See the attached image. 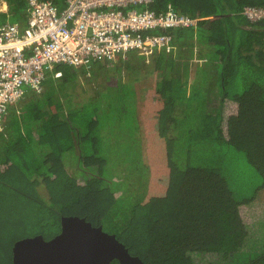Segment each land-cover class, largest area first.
Instances as JSON below:
<instances>
[{
    "label": "trees",
    "instance_id": "16d2710c",
    "mask_svg": "<svg viewBox=\"0 0 264 264\" xmlns=\"http://www.w3.org/2000/svg\"><path fill=\"white\" fill-rule=\"evenodd\" d=\"M43 1L66 6V0ZM7 2L9 11L0 15V23L25 24L26 0ZM169 6L199 19L198 28L170 32L174 48L157 50L149 60L156 66L155 81L145 79L134 93L127 87L125 96L119 84L116 99H107L117 103L114 122L138 134L139 149L132 152L136 164L129 166L127 178L136 176L144 194L135 192L140 200L126 204L120 214L125 188L109 181L122 177L120 170H112L111 159L93 149L107 96L95 93L80 106L76 98L87 90L82 91L86 81L75 84L76 68L56 66L42 91H29L22 99L27 102L11 108L2 121L0 264H14L15 236L7 250L3 236L28 222L4 189L22 193L16 183L44 187L56 202L51 216L45 205L31 208L30 223L41 226L46 240L60 234L63 217L77 216L116 234L145 264H196L194 256L206 254L217 257L210 264H264V243L245 250L252 228L264 235V20L252 23L244 15L246 7L264 8V0H155L151 9ZM135 53L145 66V57L130 52L128 60L118 56L115 68L122 71ZM185 57L189 60L181 62ZM189 61L203 64L196 63L193 74ZM177 65L184 79L164 76L165 66L174 70ZM204 71L209 80L202 79ZM56 80L63 82L60 91ZM69 90L74 97L66 106L61 95ZM65 153L78 159L74 174L63 162ZM55 225L59 231L48 235Z\"/></svg>",
    "mask_w": 264,
    "mask_h": 264
},
{
    "label": "built area",
    "instance_id": "2783aa9c",
    "mask_svg": "<svg viewBox=\"0 0 264 264\" xmlns=\"http://www.w3.org/2000/svg\"><path fill=\"white\" fill-rule=\"evenodd\" d=\"M154 2L67 0L60 9L50 1L26 0L25 24L0 23V132L11 107L29 91L40 93L56 66L89 71L103 60H128L130 52L149 62L157 50L174 48L171 31L198 28L199 19L172 6L153 10ZM8 11L7 0H0V15ZM244 15L260 22L264 8L246 7Z\"/></svg>",
    "mask_w": 264,
    "mask_h": 264
},
{
    "label": "rangeland",
    "instance_id": "374dc122",
    "mask_svg": "<svg viewBox=\"0 0 264 264\" xmlns=\"http://www.w3.org/2000/svg\"><path fill=\"white\" fill-rule=\"evenodd\" d=\"M115 66L116 65L114 62V64L109 66V67L103 66L102 64H98L95 68H92L89 71L86 70L85 68H76L75 69L76 74L74 76L75 77L74 82L76 84V83L86 79L88 76H90V73L92 74L93 79L103 78V81L108 80L111 82V78H110L111 73L117 74V68H115ZM82 69H84L86 71H84ZM118 74L120 75V71L118 72ZM214 74H215V72L213 73V75ZM88 78H90V77H88ZM56 82L58 84L57 87L60 91L62 89L61 83H63V82H62V80L56 81ZM88 84L90 85L91 81H89ZM118 84H123L122 89H121L122 91L120 94H123L125 96V91H128L127 86H125V83L120 78H118L117 85ZM204 87L206 88L207 86L204 84ZM132 93H134V91ZM89 105L92 106V104H90V103H89ZM102 113H103V115L102 116L100 115L101 119H102V117L106 116V119L103 120V122L101 123V125L104 128L109 127L110 124H112V122H114V119L116 118V116L119 115L118 111L113 110L112 107H109L108 110L103 111ZM129 122H130V119H129ZM137 136H138V134L134 133V129L131 128V126H130L128 131H125V138L124 139L122 138L123 136L117 137L115 139H113V137L110 136L108 138L109 144H106V143L102 144L101 142H98L95 145V148H93V149H96L97 151H101V150L109 151L110 155L113 156V158H114V161L110 162V165L113 166V168H114L112 170H120L121 171L122 178H120V177H117V178H119V183H122L125 190L123 191V196L121 198V199H123V203L121 206L122 209H121L120 214H123V212L125 213V206H127L126 204H132L133 202L140 200V197L138 198V196L136 197V195L134 194L135 192H136V194H140V193L144 194V189L141 188V184L139 181H137L138 178L136 176L127 178V176L132 173V171L129 170V166L130 165L134 166L136 164V162L134 161V157H133L134 154H132V152L135 149H139V141H137ZM143 141L144 140H142V142ZM143 146H145V143ZM173 151L176 152V150H173ZM142 154L144 155L143 151H141V156H142ZM116 159L120 162H123L121 164L122 166L119 169H118L119 163ZM71 160H72V158H71ZM76 160L78 162L77 158H76ZM67 161L72 162V161H69L66 159V164H67ZM72 163H74V162H72ZM140 164L141 163L139 162V165ZM74 168H75V166H74ZM111 182L112 181H110V183ZM25 185H26V186H24L25 188H22L17 183L15 185L18 189L23 190L22 193L15 192L16 190H11L12 188L10 189V187L4 188L6 191H8L7 194H11L13 196L11 201L14 200L13 203L16 205H19L21 207L19 209L23 212V215H26L25 217L28 220V222L23 224L16 232H14L8 236H6V235L3 236L4 237L3 243H4V246L6 247L5 248L6 250L8 249V246L12 242V238L14 236H15V238L13 239V241L15 240L16 241L15 243H17L20 240L33 238L35 236H39L40 234H43V233H41V226H38V225L35 226V225H32L30 223V221H32V217H31L32 214L30 213L31 208L38 207L41 205H45L46 206L45 208H47L45 210L47 216H51L50 214L53 213V210H56V207H53V205H55L56 202L51 199V195L50 196L47 195L48 192L46 190H44L45 189L44 187L42 188L41 186H33L31 183L25 184ZM49 187L51 189H53V186L50 185ZM17 188H15V189H17ZM26 193L30 197H32V199L35 198L36 201L28 198ZM15 196H20L21 198H16ZM8 200H10V199H8ZM39 203L41 205H39ZM50 205H52V206H50ZM58 229H59L58 225H55V226L51 227V229H49V230H53V231L49 232L47 234L48 235L54 234V233L59 231ZM249 236L250 237H249V240L247 242V247L245 248V250L248 252H250L254 249H259L262 246V244L264 243L263 231H260L258 227L252 228L250 230ZM45 238H49V236H46ZM15 243H14V245H15ZM12 250H13V248H12ZM194 259L196 261V264H208V263L210 264V263H215L217 261L216 256L208 255V254H206V255H195Z\"/></svg>",
    "mask_w": 264,
    "mask_h": 264
},
{
    "label": "water",
    "instance_id": "95a60500",
    "mask_svg": "<svg viewBox=\"0 0 264 264\" xmlns=\"http://www.w3.org/2000/svg\"><path fill=\"white\" fill-rule=\"evenodd\" d=\"M145 264L130 254L116 234L77 216L63 217L61 232L51 240L43 235L23 239L13 247L14 264Z\"/></svg>",
    "mask_w": 264,
    "mask_h": 264
},
{
    "label": "crops",
    "instance_id": "0c3cea01",
    "mask_svg": "<svg viewBox=\"0 0 264 264\" xmlns=\"http://www.w3.org/2000/svg\"><path fill=\"white\" fill-rule=\"evenodd\" d=\"M187 51H189V50H187ZM187 51L185 50L186 53H188ZM195 53H197V50H195L194 56H195ZM190 54H191V51H190ZM134 55L137 56L136 53ZM134 55L132 56L130 62H128V64H125V67H123L124 69L122 71H120V75L118 74L119 70H117V74L111 73V75H110L111 82L108 80L103 81V78L93 79L92 74L90 73V76H88L90 78L87 77L86 79H84V82L86 81V85H84V88H82V91H84V89H86V88H87V90L84 93L78 94L79 99L76 98V101H79L80 106L82 105V107H83V104L86 103L88 100H90L89 99L90 97H87V96H90V95L96 96V95H94L95 93H101L102 92V93H104V95L107 96V98H105V100H104V102L106 101V103H107V108L112 107L114 110V105H117V103H113V102H110L108 100H109V97L111 99H116V94L119 93V92L116 93L117 86L119 85V84L117 85V82H116L118 77H120V79L125 83V86H127L128 88H131L132 91L134 90V92H135L136 87L138 85L142 84L140 82H145V79L148 81L153 79L155 81L156 76H157L156 66H149L150 62H148L146 60V57H145L146 65L143 66V65H141V62H140L141 59H139L138 56L136 57ZM141 57H144V56H141ZM187 59H188V57H185V58L181 59V62H187L186 61ZM119 60H120L119 57L116 58L114 61L115 64H118L120 62ZM177 60L179 62V59H177ZM100 62L105 64V66L107 64L106 63L107 61L105 62L104 60L100 61ZM100 62H97L96 64H94V66L98 65V63H100ZM189 62L191 64L190 70L192 69L193 74L195 72V67L198 66L195 64L196 63L199 65L203 64L202 63L203 61L201 63L200 62H193V61H189ZM113 64L114 63H110V65H113ZM179 65H180V63H179ZM74 68H76V67H74ZM172 68L165 66L164 69H165V71H167V73H164V76L167 74L166 77H168V78H172L174 76V77H178L180 79H184L183 70H180L178 65L175 67L174 70ZM157 69H158V67H157ZM213 69H215L214 72H216L215 66L213 67ZM82 70H84V69H82ZM84 71H86V70H84ZM209 73L212 74L211 69L209 70ZM201 77H202V79H205L207 77V72L204 71L202 73ZM206 79L209 80V74H208V78H206ZM56 81H58V80H56ZM89 81H91L90 85L88 84ZM114 82H116V83H114ZM63 88H65V87H63ZM143 89H145V88L143 87ZM207 89H208V87H207ZM79 90H81V87L79 88ZM70 94H71V91L69 90L66 92L64 98L61 95L66 106H69L67 104L70 103V98L74 97L73 95H70ZM117 99H119V98H117ZM26 102H27V99L24 101L21 100L19 103L12 106L11 108H15V109L19 110L21 104L23 105ZM66 110L67 109H65V113L67 114ZM18 114L19 115L21 114V110L18 111ZM101 115H103V113ZM8 116H9V114H8ZM8 116H7V118H8ZM105 119H106V116L102 117V120H105ZM110 136L113 137V139L120 137V136H123L122 138L124 139L125 138V123L112 122V124H110L109 127L104 128L103 126H101V128L97 131V134L95 137L98 139V142H101L102 144H104V143L109 144L108 138ZM33 137L35 138V140L38 139V135L36 133H33ZM98 152H99L100 157H104L107 159L110 158L111 161H114V158H113V156L110 155L109 151L101 150ZM71 158H72V160H71ZM66 159L69 161H72L74 163L67 161V164H66ZM63 162H64L65 166L67 167L68 171L70 172V174H74L75 169H77L79 167V163L77 162L75 155L72 153H65L63 155ZM74 166H75V168H74ZM121 166H122L121 163H119L118 168H120ZM120 174H121V171H120ZM111 175L113 177L112 173H111ZM117 177H120V176H118L116 174L115 177L113 179H109V181L119 182V178H117ZM120 178H122V177H120Z\"/></svg>",
    "mask_w": 264,
    "mask_h": 264
}]
</instances>
